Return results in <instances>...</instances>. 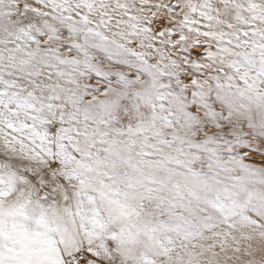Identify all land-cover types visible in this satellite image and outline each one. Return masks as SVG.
I'll return each mask as SVG.
<instances>
[{
	"label": "snow or ice",
	"instance_id": "obj_1",
	"mask_svg": "<svg viewBox=\"0 0 264 264\" xmlns=\"http://www.w3.org/2000/svg\"><path fill=\"white\" fill-rule=\"evenodd\" d=\"M0 264H264V0H0Z\"/></svg>",
	"mask_w": 264,
	"mask_h": 264
}]
</instances>
